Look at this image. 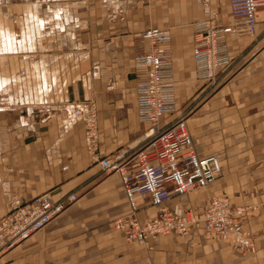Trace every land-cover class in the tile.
Returning a JSON list of instances; mask_svg holds the SVG:
<instances>
[{
  "label": "crops",
  "instance_id": "1",
  "mask_svg": "<svg viewBox=\"0 0 264 264\" xmlns=\"http://www.w3.org/2000/svg\"><path fill=\"white\" fill-rule=\"evenodd\" d=\"M211 3L229 24V0ZM257 12L255 34L227 37L233 63L211 88L195 76L193 31L207 18L198 0H0V219L15 196L29 203L46 192L79 195L44 229L0 248V264H264V7ZM150 27L171 33L178 113L190 110L195 146L217 154L222 172L167 201L174 211H195L191 234L152 239L147 251L115 229L130 211L123 183L88 153L70 107L95 101L102 156L134 150L153 126L138 118L134 64L151 50L141 34ZM44 104L52 106L48 116L28 118ZM219 193L251 207L244 226L256 253L204 233L207 199ZM137 200L141 221L158 212L150 197Z\"/></svg>",
  "mask_w": 264,
  "mask_h": 264
},
{
  "label": "built area",
  "instance_id": "2",
  "mask_svg": "<svg viewBox=\"0 0 264 264\" xmlns=\"http://www.w3.org/2000/svg\"><path fill=\"white\" fill-rule=\"evenodd\" d=\"M198 2L207 18L200 20L193 31L195 76L214 88L233 63L227 37L244 31L255 34L257 11L264 6V0H229L232 17L229 24L221 21L211 0ZM141 34L152 47L134 59L139 75L135 86L136 107L139 120L153 126L139 145L130 152L117 150L112 155L102 156L95 101H77L70 109L84 124L88 153L103 172L120 175L130 211L114 221L115 229L120 230L128 242L147 245L162 235L191 234L197 223L195 211H174L167 201L175 195L204 189L216 181L222 172V163L217 154L201 155L195 146L187 121L189 109L178 113V92L169 48L171 33L164 28L150 27ZM51 112L52 106L44 104L29 118L48 116ZM138 195L150 197L151 203L159 209L145 221L137 215ZM78 199L74 190L58 198L46 192L29 203L18 196L12 197L6 214L0 219V248H14L29 239ZM250 211V206L233 205L227 194H213L207 199L201 217L203 231L242 252L254 254L258 251L255 237L244 226Z\"/></svg>",
  "mask_w": 264,
  "mask_h": 264
},
{
  "label": "rangeland",
  "instance_id": "3",
  "mask_svg": "<svg viewBox=\"0 0 264 264\" xmlns=\"http://www.w3.org/2000/svg\"><path fill=\"white\" fill-rule=\"evenodd\" d=\"M262 7H264V6H262ZM219 85V84H218ZM190 101V102H189ZM187 103H193V100H188L187 101ZM192 109V108H191ZM189 115H190V110H189ZM189 115H188V117H189ZM29 118V117H28ZM192 192V191H191ZM213 195V194H212ZM115 221V220H114ZM114 221H113V224H114ZM177 235H181V234H177ZM162 236H165V235H162ZM161 236V237H162ZM183 236H187V235H183ZM156 239H160V237H157ZM23 243V242H22ZM132 244L133 243H135L134 241L133 242H131ZM21 244V243H20ZM135 244H138L141 248H144V249H146L147 251L148 250H150V249H152V247H153V245H151V241L149 242V244H147V245H143V244H140V243H138V242H136ZM19 245V244H18Z\"/></svg>",
  "mask_w": 264,
  "mask_h": 264
},
{
  "label": "bare ground",
  "instance_id": "4",
  "mask_svg": "<svg viewBox=\"0 0 264 264\" xmlns=\"http://www.w3.org/2000/svg\"><path fill=\"white\" fill-rule=\"evenodd\" d=\"M142 199V198H141ZM145 201V200H144Z\"/></svg>",
  "mask_w": 264,
  "mask_h": 264
}]
</instances>
